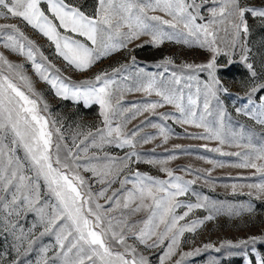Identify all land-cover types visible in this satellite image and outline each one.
<instances>
[{
    "label": "snow or ice",
    "instance_id": "obj_1",
    "mask_svg": "<svg viewBox=\"0 0 264 264\" xmlns=\"http://www.w3.org/2000/svg\"><path fill=\"white\" fill-rule=\"evenodd\" d=\"M249 15L264 23V7L249 6L242 0H96L91 13L69 0H0V19L25 22L54 45L58 57L80 72L145 36L149 38L147 43L155 47L174 41L211 53L207 63L185 62L167 76L169 66L175 62L165 57L157 64L162 72L146 73L140 69L131 87L122 82L128 76L121 75V81L115 78L122 74L124 65L113 68L111 74L102 71L92 79L74 82L48 61L17 24L0 23V44L4 48L25 56L56 96L83 101L86 106L96 104L100 117V125L94 130L75 132L71 144L65 142L58 121L42 114L47 112L48 105L23 72V65L10 62L0 53V233L12 238L11 248L16 253L11 260L7 253H0V264H25L24 257L33 251L37 253L36 259L28 264H150L138 246L158 248L165 241L168 243L160 264H168L177 254L185 232H195L204 220L180 222L193 209L204 205L185 204L179 199L196 180H185L167 167L169 160L176 159L175 154L163 160L143 161L159 165L168 179L130 168L132 163L142 161L137 144L149 143L155 137L143 136L138 140L141 128L129 129L128 125L146 112L155 115L156 109L164 105L172 106L175 113H160L161 119L202 128V133L188 135L217 141L219 146L205 148L222 156L237 157L230 166L254 169L252 175H258L259 181L239 187H247V195L256 199L264 197V143H242L243 135L239 140L229 138L224 132L226 112L218 101V93L227 91L216 75L218 55L239 50L240 60L256 76L253 64L248 62ZM132 60L135 64V57ZM203 72H207L205 81L199 78ZM261 90L264 83L254 86L247 101L252 107L237 108V112L264 125V97L259 104L252 99ZM130 92L159 99L124 107L125 93ZM213 100H217L214 123L207 120L213 115ZM152 126L167 142L171 130L163 125ZM106 145L129 151L117 157L103 150ZM225 145L241 151H223ZM18 149L23 150V159L16 155ZM208 163L213 168L225 166L223 161ZM195 171L211 176V169ZM82 172L91 173L103 187L94 192ZM125 172L128 174L121 179ZM41 181L55 203L42 199ZM117 182L120 187L112 189ZM237 187L232 185L234 194ZM181 207L187 210L177 214ZM29 213H35L43 228L38 236L37 223L28 228L21 224ZM205 219L211 220L213 216ZM46 235L54 237V242L37 249L38 241ZM260 239L249 237L236 244L224 241L222 246L241 247ZM130 240L133 242L129 243ZM212 247L204 245L205 249ZM199 251L182 252L173 264H183L185 257ZM245 264H264V256L257 254L254 261L246 259Z\"/></svg>",
    "mask_w": 264,
    "mask_h": 264
},
{
    "label": "rangeland",
    "instance_id": "obj_2",
    "mask_svg": "<svg viewBox=\"0 0 264 264\" xmlns=\"http://www.w3.org/2000/svg\"><path fill=\"white\" fill-rule=\"evenodd\" d=\"M69 2L79 6L86 13H91L96 5V0H69ZM242 3L249 6L264 7V0H242ZM42 7L46 8V5L42 4ZM247 19L250 30L247 36V45L250 49L248 62L253 64L256 76L253 77L244 62L240 60L239 50L235 54L218 55L216 75L222 88L227 89L226 92L220 91L218 93V101L219 107L226 112L225 134L229 138L237 140L243 135L244 139L240 142L247 143L251 140L252 143L260 145L264 143V125L258 124L255 120L237 112V108L252 107L247 103L248 93L254 86L264 83V23L250 15ZM0 23L17 24L30 39L35 41L43 54L48 57V61L59 68L64 77H69L74 82L92 79L102 71H108L111 74L113 68H120L121 65H124L126 67L122 70V74H117L115 78L121 81V75L128 76L129 79L122 82L131 87L135 83V73L140 69L146 73L162 72L163 68L157 67V64L165 57H171L175 62L174 66H169V73H166V76L170 75L171 71H178L179 65L182 63L203 64L207 63L211 57V53L203 48L174 41H166L161 46L155 47L147 43L149 38L145 36L141 37L140 40L133 41L127 48L97 61L87 71L80 72L69 66L61 57H58L54 45L25 22L9 18L0 19ZM77 38L85 39L83 37ZM0 53L10 62L23 65V72L30 78L35 91L40 93L43 102L48 105L47 112L42 114L58 121V126L61 127L65 136V142L71 144V137L75 132L94 130L100 125L98 105L86 106L83 101L56 96L51 86L36 74L31 62L25 56L4 48L2 44H0ZM133 57H135V64L132 60ZM199 78L201 81L207 80V72L199 73ZM261 97H264V90L256 92L252 99L256 104H259ZM158 99L155 95L145 96L142 92H130L125 93L122 104L124 107L130 108L133 104L139 105ZM40 107H43L42 103ZM212 110L213 115L208 116L207 120L214 123L216 121L217 100L212 101ZM160 113H175V109L170 105H164L156 109L155 115L146 112L137 116L128 125L129 129L137 126L141 128L138 140L143 136L155 137L149 143L137 144L136 151L140 153L142 161L132 163L130 168L132 171H140L153 177L168 179L166 173L160 171L159 165L154 166L143 161L149 159L163 160L170 154H175L176 159L169 160L167 167L171 168L175 175L183 176L185 180H196L194 184L190 185L189 192L179 199L185 204L199 202L204 205V207L193 209L185 221L180 222L204 220V223L198 226L195 232H185L181 238L177 254L172 257L168 264H173L174 261L179 260L182 252H191L194 249H200L199 253L185 257L183 264H245L246 259L254 261L257 254L264 256V197L256 199L247 195L250 191L247 187H239V185L259 181L258 175H252L255 170L230 166L231 163L237 161V157L222 156L219 153L207 151L205 148V146L207 148L219 146L217 141L193 139L188 135L190 133H202L204 131L202 128L178 124L173 119H161ZM154 124L166 126L171 130L167 142H164L159 135L158 128L152 126ZM176 145H179L180 148H175ZM103 150L117 157H123L129 151L127 148L119 149L112 145H106ZM92 151H96V149H92ZM223 151L236 152L241 151V149L225 145ZM16 155L23 159V150L18 149ZM133 159L135 160V158ZM208 160L223 161L225 166L213 168ZM197 169H211V176L206 177L203 173H197L195 171ZM81 174L90 183L94 192L103 187L96 182L91 173L82 172ZM127 174L125 172L120 178L123 179V176ZM198 176L199 178H197ZM233 184L238 185L235 194L232 190ZM130 186L128 185V187ZM119 187L118 182L112 185V189ZM41 193L42 199L55 203L54 199L47 195L42 181ZM99 202L104 204L103 200ZM249 206L250 211L248 210ZM186 210V208L181 207L176 211L177 214H183ZM142 215V213L139 214L135 219H139ZM209 215H212L213 219H205ZM33 223H37L35 232L38 236L43 228L38 224L35 213H29L21 220V224L25 228L30 227ZM249 237H260L261 239L254 244L241 247L222 246L224 241H232L233 244H236L239 240H247ZM53 242L54 237L46 235L38 241L35 247L38 249L42 245ZM132 242V240L129 241V243ZM167 243L168 241H165L163 246L151 249L145 248L143 245L138 247L148 258L150 264H160V257L166 251ZM11 244L12 238L0 233V253H7L8 260L16 255ZM206 244H212L214 247L205 249L204 245ZM36 256L35 251L29 253L27 257H24L25 264H28L29 260L34 261Z\"/></svg>",
    "mask_w": 264,
    "mask_h": 264
}]
</instances>
